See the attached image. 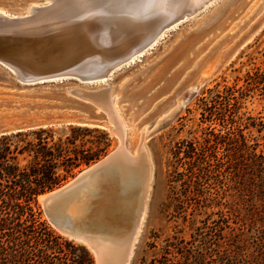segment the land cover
Segmentation results:
<instances>
[{"label":"rangeland","instance_id":"obj_1","mask_svg":"<svg viewBox=\"0 0 264 264\" xmlns=\"http://www.w3.org/2000/svg\"><path fill=\"white\" fill-rule=\"evenodd\" d=\"M29 2L46 1L0 0V8L24 13ZM157 38L133 60L88 81L64 75L21 83L0 64V137L28 133L12 138L10 149L36 141L33 132L43 130L59 150L57 174L71 160L96 156L35 196L34 209L52 236L32 240L49 239L55 263L95 264L92 251L59 230L38 196L119 144L106 112L66 91L110 84L129 153L147 130L142 146L151 175L128 264H264V174L249 158V145L263 142L264 90H248L244 81L256 68L264 73V0H211ZM195 84L201 87L187 95ZM239 133L246 138L241 150ZM17 158L23 165L31 157Z\"/></svg>","mask_w":264,"mask_h":264},{"label":"bare ground","instance_id":"obj_2","mask_svg":"<svg viewBox=\"0 0 264 264\" xmlns=\"http://www.w3.org/2000/svg\"><path fill=\"white\" fill-rule=\"evenodd\" d=\"M45 1L27 3L24 13L0 8V64L25 80L51 72L55 73L52 77L83 73L90 79L105 77L112 68L155 43L167 27L211 0ZM200 84L190 86L187 95ZM66 91L82 94L124 133L110 84L93 89L72 86ZM187 95L178 107L185 104ZM145 131L143 127L135 152L124 147L114 159L75 184L54 189L44 204L59 230L86 244L95 263L128 264L130 260L145 214L151 175L142 146ZM46 194L38 196L41 203Z\"/></svg>","mask_w":264,"mask_h":264},{"label":"trees","instance_id":"obj_3","mask_svg":"<svg viewBox=\"0 0 264 264\" xmlns=\"http://www.w3.org/2000/svg\"><path fill=\"white\" fill-rule=\"evenodd\" d=\"M244 81L250 86L248 90H264V73L258 68L252 73L247 72ZM250 124L254 126L256 123L253 121ZM33 134L36 141L28 140L22 146L16 144L13 150L10 149L12 138H21L28 133L18 131L0 137V264H59L53 261L49 239L46 242L37 238L32 240L41 233L52 236L34 209L35 196L58 185L81 162L88 164L96 158L89 155L77 162L68 157L71 163L63 167L64 173L57 174L58 164L55 160L58 159L59 150L56 143L49 144V135L42 136L43 130L34 131ZM239 138L241 150L246 147V138L242 133H239ZM262 138L261 147L257 141L249 145V158L251 165L261 169L264 174V135ZM187 153L192 156L195 146L191 145ZM23 154L31 158L21 165L17 157Z\"/></svg>","mask_w":264,"mask_h":264},{"label":"water","instance_id":"obj_4","mask_svg":"<svg viewBox=\"0 0 264 264\" xmlns=\"http://www.w3.org/2000/svg\"><path fill=\"white\" fill-rule=\"evenodd\" d=\"M43 7V6H40V8ZM55 73H48V74H45L43 75V77H39V76H35L34 78H32L31 80H25L21 77L20 74H16L15 72V77L16 79L21 82V83H31V82H35V81H40L42 79H47V78H50L52 77L51 75H53ZM96 75V74H95ZM74 77V76H73ZM76 77H78L79 79L81 80H89L90 76L89 75H86L85 73L83 74H79V75H76ZM196 92V91H195ZM195 92H191L190 95H193ZM189 99V97L187 98V100ZM109 120V118H108ZM109 122V121H108ZM111 124V130L113 131L114 134H116L119 138V144L110 152H108L107 154H105L102 158L98 159L97 161L93 162L92 164L88 165V168L85 169V170H81L77 175H74L71 180H67V184H62L61 186L64 188L65 186H70V185H73L75 184L77 181H79L81 179L82 176H85L87 175L89 172H91L92 170L94 169H97L98 167H100L101 165H104L106 164L107 162L111 161L112 159H114V157H116V155L118 153H120L121 151L124 150V145H123V137H124V133H123V130L121 128V126L119 124H116V123H113V122H109ZM61 186L55 188L57 190H61ZM54 190V189H53ZM53 190L49 191V192H46L47 194L43 197V200H42V205L45 207V209L49 212V216H50V213L51 211L49 209H47V207L44 205L46 204V202L52 197V193H53ZM51 193V194H50ZM45 194V193H44ZM51 218V217H50ZM53 221H54V224H55V219L51 218ZM56 225V224H55ZM95 264H98V263H95Z\"/></svg>","mask_w":264,"mask_h":264}]
</instances>
